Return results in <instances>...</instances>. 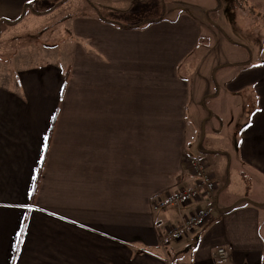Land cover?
I'll use <instances>...</instances> for the list:
<instances>
[{
  "label": "crops",
  "instance_id": "1",
  "mask_svg": "<svg viewBox=\"0 0 264 264\" xmlns=\"http://www.w3.org/2000/svg\"><path fill=\"white\" fill-rule=\"evenodd\" d=\"M72 1L0 0V41ZM181 5L135 23L81 10L53 22H69L59 53L19 44L17 87L0 84V264H220L219 247L264 264V0ZM190 157L217 181L213 217L168 239L205 204L153 208L194 186Z\"/></svg>",
  "mask_w": 264,
  "mask_h": 264
},
{
  "label": "rangeland",
  "instance_id": "2",
  "mask_svg": "<svg viewBox=\"0 0 264 264\" xmlns=\"http://www.w3.org/2000/svg\"><path fill=\"white\" fill-rule=\"evenodd\" d=\"M191 1L192 0H91V2H86L85 0H74L67 6H64V8H62L60 11H58L55 14V18L48 17L36 20V28L32 29V31L26 29L27 27L24 26L17 29L15 28L4 36L2 41H0V84L8 88L14 87V89H16L17 87V82L14 77V75H16V67L13 66V60L16 56V52L18 51L17 48L19 44L23 46L26 45L30 47V49L36 50L37 47H40L41 43H46V40H49L53 44H55V50L58 53L61 50L60 48H62L63 46L65 47L66 44H69L68 39H65V33L68 30L67 27H69V22H66V20L57 25L53 24V22L62 20L68 14L78 15L80 14L81 10H88L89 12L93 10L104 13V15H108L111 18L120 20L124 23H135L143 22L144 20L160 16L172 17L175 15L176 11L179 10V6H182L181 4H190ZM223 1L226 2V0ZM67 2L65 1V3ZM80 5H82V8L80 7ZM102 5L113 6L114 10L106 11L105 8L102 7ZM200 6H204L202 8H206L205 5ZM197 10L199 12V9ZM200 12L204 13L205 10L200 9ZM204 17L205 15L203 16V18ZM48 26L54 27L51 28L47 33H44L43 30ZM39 32L41 33L38 34ZM229 34L232 39H236L237 35L232 32ZM205 35L208 34L206 33ZM20 49L21 48H19V50ZM241 110H244L243 98L242 96H239L236 101V107L233 115H227L226 113V120L224 121V123L226 124L225 127H228L230 125H233V128L240 126L243 118L241 116ZM235 202L233 205L235 206L234 208L239 207L240 202Z\"/></svg>",
  "mask_w": 264,
  "mask_h": 264
},
{
  "label": "built area",
  "instance_id": "3",
  "mask_svg": "<svg viewBox=\"0 0 264 264\" xmlns=\"http://www.w3.org/2000/svg\"><path fill=\"white\" fill-rule=\"evenodd\" d=\"M188 170L195 178L194 186L181 189L175 193H169L164 198L153 204L155 210H163L168 207H182L185 204L203 201L205 204L196 207L188 215L183 217L180 223L173 226L168 232V239H181L209 222L213 217L217 183L212 173L207 169L204 161L198 157L188 159ZM216 260L220 264H226L230 260V252L226 247L217 249Z\"/></svg>",
  "mask_w": 264,
  "mask_h": 264
},
{
  "label": "trees",
  "instance_id": "4",
  "mask_svg": "<svg viewBox=\"0 0 264 264\" xmlns=\"http://www.w3.org/2000/svg\"><path fill=\"white\" fill-rule=\"evenodd\" d=\"M218 3H220V2H218ZM29 6H30V4H27L26 6H25V10H24V13L19 17V18H17V19H15V20H6L9 24H16V23H18L19 21H21L22 19H23V17H24V15H25V13H26V11L27 10H29ZM219 7H220V5H219ZM40 175H41V169H40V171H39V174H38V178H37V181H36V185H35V188H34V191H33V196L32 197H34V195H35V192H36V189H37V186H38V182H39V180H40ZM235 206H232V207H230V208H228V210H231V209H233Z\"/></svg>",
  "mask_w": 264,
  "mask_h": 264
}]
</instances>
